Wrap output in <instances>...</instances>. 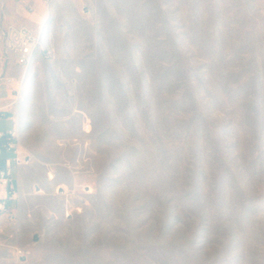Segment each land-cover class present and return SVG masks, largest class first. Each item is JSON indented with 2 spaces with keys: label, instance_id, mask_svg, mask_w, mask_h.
Returning a JSON list of instances; mask_svg holds the SVG:
<instances>
[{
  "label": "rangeland",
  "instance_id": "obj_1",
  "mask_svg": "<svg viewBox=\"0 0 264 264\" xmlns=\"http://www.w3.org/2000/svg\"><path fill=\"white\" fill-rule=\"evenodd\" d=\"M13 128L0 264H264V0H0Z\"/></svg>",
  "mask_w": 264,
  "mask_h": 264
},
{
  "label": "built area",
  "instance_id": "obj_2",
  "mask_svg": "<svg viewBox=\"0 0 264 264\" xmlns=\"http://www.w3.org/2000/svg\"><path fill=\"white\" fill-rule=\"evenodd\" d=\"M1 43L3 50L12 55L17 65L28 69L40 46L41 33L26 26L10 25L2 31ZM8 83L13 85L14 80L8 79ZM4 153H12L13 159H0V214L7 213V217L13 220L15 213L11 210V205L18 199L13 168L31 164L34 157L21 147L15 128L6 132L0 131V158ZM19 254L21 257L25 255L23 251Z\"/></svg>",
  "mask_w": 264,
  "mask_h": 264
},
{
  "label": "crops",
  "instance_id": "obj_3",
  "mask_svg": "<svg viewBox=\"0 0 264 264\" xmlns=\"http://www.w3.org/2000/svg\"><path fill=\"white\" fill-rule=\"evenodd\" d=\"M10 154L12 153H4L0 159H3L5 157H10ZM14 174V173H13ZM1 196V195H0Z\"/></svg>",
  "mask_w": 264,
  "mask_h": 264
}]
</instances>
